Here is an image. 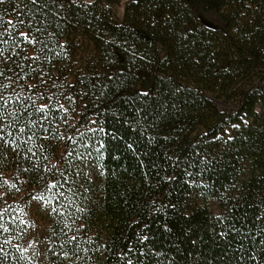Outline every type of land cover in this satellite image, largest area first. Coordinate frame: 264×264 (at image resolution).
Listing matches in <instances>:
<instances>
[{"label":"trees","instance_id":"trees-1","mask_svg":"<svg viewBox=\"0 0 264 264\" xmlns=\"http://www.w3.org/2000/svg\"><path fill=\"white\" fill-rule=\"evenodd\" d=\"M115 11L0 2V264H264V0Z\"/></svg>","mask_w":264,"mask_h":264},{"label":"snow or ice","instance_id":"snow-or-ice-1","mask_svg":"<svg viewBox=\"0 0 264 264\" xmlns=\"http://www.w3.org/2000/svg\"><path fill=\"white\" fill-rule=\"evenodd\" d=\"M0 2H2V0H0ZM33 3H36V0H33ZM7 23L9 25L12 26V28H16V25L13 24L12 21H7ZM0 26H2V24H0ZM6 32L11 35V30H6ZM5 35V32H0V42L2 41V37ZM20 36H22L24 38L25 42H29L32 43L34 42L33 39L31 38V36L28 33H20ZM3 49H0V54H2ZM3 75V72L0 71V76ZM8 103L7 100H5L2 96H0V113H2L3 110V105H6ZM61 108H63V105H60ZM48 108V105H41L39 109H37L38 111H46ZM66 111V109H65ZM0 120H2V116H0ZM21 132L23 131V129L20 130ZM9 135H11V133H9ZM4 140V127L2 126V123H0V141Z\"/></svg>","mask_w":264,"mask_h":264},{"label":"rangeland","instance_id":"rangeland-1","mask_svg":"<svg viewBox=\"0 0 264 264\" xmlns=\"http://www.w3.org/2000/svg\"><path fill=\"white\" fill-rule=\"evenodd\" d=\"M128 1L129 0H114L115 9H116L115 11L116 19H119L121 17L123 9ZM198 13L203 22L211 26H218V21L212 13H203L201 10H199ZM140 87L143 88L142 85H140Z\"/></svg>","mask_w":264,"mask_h":264}]
</instances>
